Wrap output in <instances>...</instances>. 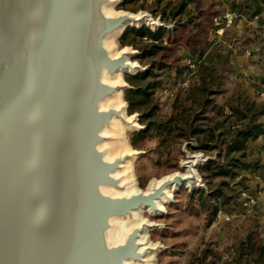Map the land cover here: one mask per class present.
Segmentation results:
<instances>
[{
	"label": "water",
	"instance_id": "obj_1",
	"mask_svg": "<svg viewBox=\"0 0 264 264\" xmlns=\"http://www.w3.org/2000/svg\"><path fill=\"white\" fill-rule=\"evenodd\" d=\"M109 1L0 0V264L141 263L158 249L139 242L152 224L117 243L115 221L143 209L162 216L168 191L204 187L198 168L210 158L188 152L158 186L124 193L117 173L131 156L109 159L102 145L125 117L102 104L127 86L105 76L142 68L134 49L114 56L106 39L161 24L146 12L108 15Z\"/></svg>",
	"mask_w": 264,
	"mask_h": 264
},
{
	"label": "rangeland",
	"instance_id": "obj_2",
	"mask_svg": "<svg viewBox=\"0 0 264 264\" xmlns=\"http://www.w3.org/2000/svg\"><path fill=\"white\" fill-rule=\"evenodd\" d=\"M112 9L114 14L146 12L161 24L142 26L152 32L160 29L158 41L129 31L125 45L123 34L113 43L117 50L134 49L132 60L142 68L136 75H122L128 107L127 89L160 82L146 104L135 105L133 113L126 109L137 128H126L123 140L128 150L141 153L132 165L135 189L147 191L152 182L181 171L188 152L210 158L198 168L203 188L171 192L162 216L144 212V220L153 225L148 239L158 248L155 264H264V257L259 259L264 223L247 214L240 196L243 190L258 193L252 177H264V168L248 157L246 163L253 166L233 161L223 166L225 173L209 164L217 160L219 133L230 138L234 119L228 118L229 99L264 104L263 93L254 89L257 61L251 58L264 55V0H115ZM231 47L244 55L233 57ZM152 50V56L144 55ZM191 60L196 66L192 69ZM148 70L157 78L136 77ZM187 80L189 85H183ZM211 191L218 197L210 196Z\"/></svg>",
	"mask_w": 264,
	"mask_h": 264
},
{
	"label": "trees",
	"instance_id": "obj_3",
	"mask_svg": "<svg viewBox=\"0 0 264 264\" xmlns=\"http://www.w3.org/2000/svg\"><path fill=\"white\" fill-rule=\"evenodd\" d=\"M129 31H133L135 37H148L152 41H158L160 38V29L156 32L142 27V28H127L123 35V43H126V36ZM143 53V52H142ZM155 51H146L145 56H152ZM137 78L141 80H146L148 77L157 78V75L153 70H148L146 72L140 73ZM160 85L158 81H149L144 87H138L133 89H127L125 94V99L129 104L128 110L129 113H133L135 110V105L137 104H146L147 100L150 99L152 91ZM139 96L141 100L134 102L131 96ZM230 109L229 119H234V123L230 125V138L227 137L226 133L221 132L218 135L219 145L217 152V160L211 161L209 164L215 166L217 169H220L221 173H225L221 169L226 163H231L233 161L243 162L245 167L253 166L254 164L246 163L247 162V147L248 143L251 140L258 138L260 135L264 134V124L260 122V118L264 116V104H257L255 101H243L240 98H231L227 103ZM151 114H146L143 117H151ZM143 122V120H141ZM234 155H238L237 157ZM223 188H218V193L225 198H228L227 195L223 192ZM217 193V194H218ZM214 191L209 193L210 196L217 198V195ZM219 195V196H220ZM217 211V210H215ZM259 259L261 260L264 257V246L259 247Z\"/></svg>",
	"mask_w": 264,
	"mask_h": 264
},
{
	"label": "bare ground",
	"instance_id": "obj_4",
	"mask_svg": "<svg viewBox=\"0 0 264 264\" xmlns=\"http://www.w3.org/2000/svg\"><path fill=\"white\" fill-rule=\"evenodd\" d=\"M114 3H115V0H110L109 3L106 5L105 10H106V13L108 15H117V14H114L112 11ZM132 14H134V13H132ZM136 15L141 16L142 13H138ZM151 21L154 22L155 20L150 18V21H148V22H151ZM148 22H145V23H148ZM131 25L137 26V25H134L133 23H131L130 26ZM122 32H123V29L119 30L118 32L114 33L113 35L109 36L106 39V45L114 56H118L122 50H128V51L134 53L133 49L130 47H124L120 50H117L114 48V44H113L114 40ZM133 65L135 68H137L138 63L133 61ZM127 72H132V71L129 70ZM122 75H123V72H120L113 77L105 76V81L110 82L112 84L121 83L124 86V82L122 80ZM102 106L104 108L115 107L117 109H122L124 117H125L123 120L120 118H114L111 126L105 129L104 134L106 136H108L109 139H108V141L104 142V144L102 145V148L106 151V156L109 159H113L115 156L121 155V154H126V153L130 154V156H131L130 159L123 165L122 170L119 171L117 173V175L122 178V183L126 184V189L124 191L125 194H131L133 192L140 191V190L135 189V184H134L135 181H134V178H133V175L131 172L133 162L137 158L138 152L133 151V150H128V147L123 140L124 130L128 127L133 128V127L137 126V123H136L137 120L135 118L131 119L127 115V112H126L127 106L123 100L121 89L119 91H117L112 97L108 98L102 104ZM117 134L121 135L122 137L119 138V136ZM113 140H114V142H113ZM176 173L177 172H175L173 174H176ZM184 173L186 174V172H184ZM173 174L168 175V176H172ZM164 178H166V177H163L159 181L152 182L147 191L151 190L155 186H158L163 181ZM175 189H176V187H175ZM172 190L173 189L168 191V196L165 197L163 199V201L160 202V208H161L160 214L161 215L164 214V206L163 205L167 201H170L172 199V195H171ZM109 191L112 193H118L114 189H109ZM147 191H145V192H147ZM172 194H173V192H172ZM144 212H151L152 213V211L150 209H143V210H140L138 212H135L133 214L132 218L125 219V220H116L115 221L116 227L113 230V236H112L114 242H117V243L123 242L125 240L128 232L132 228L144 224V222H146L143 218ZM152 228H153V225H149V227H147L145 229V231L140 235L139 242L141 244V249H145L146 247H154V245L148 239L149 238V230ZM157 250L151 251L148 254V256L144 259V261H142L141 263L131 262L130 264H155V254H156Z\"/></svg>",
	"mask_w": 264,
	"mask_h": 264
},
{
	"label": "crops",
	"instance_id": "obj_5",
	"mask_svg": "<svg viewBox=\"0 0 264 264\" xmlns=\"http://www.w3.org/2000/svg\"><path fill=\"white\" fill-rule=\"evenodd\" d=\"M231 55L236 56L239 59L240 56L244 55V53L238 52L237 49L231 47L230 51ZM249 54V53H247ZM264 56V55H263ZM258 56L257 54L253 55L252 60L257 61L256 66L252 68L253 75L255 77V91L259 93H263L264 95V57ZM250 67V66H249ZM264 101V99H263ZM260 122L264 124V116L260 118ZM247 157L256 160L259 162V165L264 168V134L260 135L258 138L251 140L248 143L247 147ZM252 186L254 189L258 191V204L257 206L248 211L247 214L258 220L259 223H264V177L257 175L254 173V177H252Z\"/></svg>",
	"mask_w": 264,
	"mask_h": 264
},
{
	"label": "built area",
	"instance_id": "obj_6",
	"mask_svg": "<svg viewBox=\"0 0 264 264\" xmlns=\"http://www.w3.org/2000/svg\"><path fill=\"white\" fill-rule=\"evenodd\" d=\"M145 39H147V38L145 37ZM191 62H193V61L191 60L189 62L190 63L189 67L191 69L195 68L196 67L195 64H191ZM183 85L188 86L189 85V81L187 80L186 82L183 83ZM240 196H241V203H242L243 207L246 210L251 211L257 206L258 199H259V196H258L257 192L250 191V190H243L240 193Z\"/></svg>",
	"mask_w": 264,
	"mask_h": 264
}]
</instances>
